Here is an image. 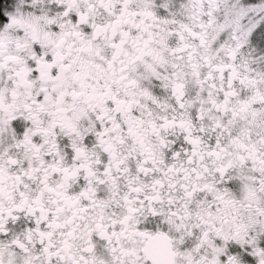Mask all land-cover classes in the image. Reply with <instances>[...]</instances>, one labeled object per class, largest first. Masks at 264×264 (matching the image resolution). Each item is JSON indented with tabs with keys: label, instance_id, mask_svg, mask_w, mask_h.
<instances>
[{
	"label": "snow or ice",
	"instance_id": "1",
	"mask_svg": "<svg viewBox=\"0 0 264 264\" xmlns=\"http://www.w3.org/2000/svg\"><path fill=\"white\" fill-rule=\"evenodd\" d=\"M0 264H264V0H0Z\"/></svg>",
	"mask_w": 264,
	"mask_h": 264
}]
</instances>
